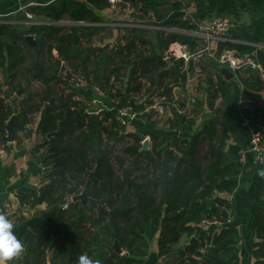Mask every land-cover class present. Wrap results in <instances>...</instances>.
Masks as SVG:
<instances>
[{
	"label": "trees",
	"instance_id": "1",
	"mask_svg": "<svg viewBox=\"0 0 264 264\" xmlns=\"http://www.w3.org/2000/svg\"><path fill=\"white\" fill-rule=\"evenodd\" d=\"M41 5L27 9L36 18L49 21L70 20L97 22L101 21L100 10L107 7L106 0H45ZM166 0H131L132 5L150 10L154 3ZM204 6L208 15L226 16L232 21L252 9L259 10L264 0H195ZM179 2L171 5L173 14L167 21L169 25L182 28H194L185 16ZM52 29V30H50ZM60 27L49 25L31 26L26 31L11 24H0V67L5 72L28 62V71L32 79H39L43 86L42 96L34 95L20 84L12 90L26 93L21 101L24 109L16 110L15 121L25 122L27 113L32 111L31 102L35 98L36 106L41 111L37 131L42 137L39 148L42 164V178L37 187H23L16 191L21 205L34 208L45 204L46 210L35 214L32 223L24 224L25 218H16L20 228L15 231L23 243V252L10 264H79L80 257L87 256L91 264H146L150 242L157 238V257L165 259L162 264H240V245L242 236L232 223L216 228H200L203 216L216 215L225 219L231 214V205L227 196L238 187L240 176L250 179L247 195L252 203L250 216L253 223V241L249 246L252 264H264V170L256 171V162L248 158L240 162V147L228 145L225 149L226 131L217 130L221 123L214 116L204 123L207 138V152L199 159V132L190 134L194 121L182 117L181 131L186 136L174 141L173 146L167 137L150 129L125 132L115 120L117 109L131 105L140 111L141 104L135 99L122 95L114 103L113 109H103L98 113H85L79 101L73 100L75 94L91 99L86 91L71 90L57 98L52 97L47 68L37 50L25 42L24 34L34 33L35 40L44 36L54 39L58 49L67 61L74 65V59L80 61L82 68L87 60L86 47H91L96 27H73L67 35H58ZM54 30V31H53ZM188 44L193 50L204 46L203 39L178 33L154 35L149 55H136L145 66V74L150 75V86L163 88L159 94L165 97L173 86L184 85L185 73H179L183 61L175 63L166 70V62L157 54V49L168 47L171 42ZM37 42V40H36ZM144 43V41H142ZM131 43H128L130 46ZM52 45L47 46V54ZM25 48V52L21 51ZM235 50L244 55L252 50L249 46L217 43V57L223 50ZM121 54V52H120ZM122 62L127 67L131 60ZM102 61L94 62V70L100 69ZM47 64V63H46ZM76 65V64H75ZM120 68L115 65L110 72ZM190 69V68H189ZM8 73V72H7ZM98 76V73H96ZM257 77L247 75L242 80L246 95L255 100ZM205 88L213 109L215 99L220 96L221 104L229 98L230 86L219 77L206 79ZM165 86L163 87L162 86ZM140 84L137 85V89ZM10 92V93H11ZM112 99V98H111ZM258 104L247 109L246 114L254 118L253 122L264 121V109ZM182 108L184 104L181 102ZM71 107H74L71 110ZM13 108L6 106L0 99V134H5V123L13 115ZM215 113L220 111L216 108ZM140 118H149L148 113L139 114ZM123 132L119 134L120 131ZM52 133L50 137L48 134ZM128 136L132 145L123 152L133 157L130 166H124L121 158L116 162L121 175L116 176L110 163V150L106 141ZM149 136L146 148L142 140ZM144 163L142 173L134 175L138 165ZM249 168V169H248ZM248 169V170H246ZM89 172H92V185L89 195L101 204L72 202L71 198L81 192ZM66 205L64 208L63 205ZM96 207L97 215L92 214ZM114 240L118 242L122 253L113 250ZM161 264V263H158Z\"/></svg>",
	"mask_w": 264,
	"mask_h": 264
},
{
	"label": "crops",
	"instance_id": "2",
	"mask_svg": "<svg viewBox=\"0 0 264 264\" xmlns=\"http://www.w3.org/2000/svg\"><path fill=\"white\" fill-rule=\"evenodd\" d=\"M28 1L29 0H0V11L2 12L12 10L14 8H17L18 5L24 4ZM140 6H133L134 8L142 10L143 12L138 16L139 19L156 23L159 26L167 29L176 28L180 30V32L143 29L133 30L132 36L134 38H138L140 40V43L144 41V43L142 44L149 49V52H151V44L147 41H152L153 43V37L156 33H158L159 35H166L168 33L187 34L182 32L193 31L197 28L198 24L213 18L212 15H208L206 13L203 5L195 2V5L191 9L189 8L188 11L183 10L185 13L187 12V15L185 16H187V18L194 25V28L185 29L180 27L179 25H169L167 23V18L160 19L162 18V16L158 14L154 17V15L150 12L151 10L142 9ZM172 14L173 12L170 13V16ZM29 28L30 27L26 26L23 31H26ZM31 35L35 39V34L32 33ZM45 37L49 38L48 36H44L43 38ZM218 42H229L232 44H241L251 47L252 50L244 55H240L233 49L231 50L235 51L236 54L240 57H248L254 62H257L264 71V5L257 11L248 9L240 16L239 20L232 21V25L227 34V41L216 42L211 40L208 44L205 43L204 46L194 48L193 50L189 47L188 44H186L191 52L197 51L198 54L194 56V58L187 65L183 64V66L180 67L179 73L186 74L184 85L173 86L170 91V95L168 94L165 97L166 100L161 102L160 108H158L157 111L152 110L150 112L154 113V115H158L162 113L164 114L167 110H169V115L173 116L172 120L166 122L168 125H164L162 127V130H156L154 128V124L151 122H148L150 126L144 127L145 130L150 129L152 131L163 133L164 136L170 139L169 144L173 146L175 140L180 137L186 136L185 133L181 131L182 117L185 116L186 119H192L194 121V124L191 127L190 134L196 132L200 133L198 137L197 154V157L199 159L204 157L207 152L208 145L206 134L204 131V123L207 120L214 116L219 117L221 123L217 125V130L218 132H220L222 129L226 131V138L224 141L225 149L228 145H237L240 147V151L242 153V151L248 145L251 130L255 125V122H253L254 118L248 116L246 114V110L255 108L258 104H260L259 106L264 109V74L260 72L259 69H253L248 66L235 71L230 68L231 73H233V77L229 80H226L219 73V67H222V65H219L215 59L217 56ZM206 46H208V49H205ZM91 47L88 46L86 47V49H92ZM164 50L165 48L157 49V54L161 56V59H163L162 56ZM21 51L25 52V48H23V50L21 49ZM226 51L229 50H223L221 53ZM99 52H102V50L99 49ZM122 58L123 56L119 53L117 68L120 69L116 71L117 77L119 79H121L122 77V67L123 65H126L121 61ZM169 60L171 64H168L167 61H165L166 70L172 68L175 63H178L180 61L173 58H170ZM120 63H122L123 65H120ZM46 65H48L49 67H46ZM52 66L53 65L51 63L45 64V67L49 68L50 70ZM16 68L17 66L15 67V69L7 71L8 73H10L8 74L1 67V69L3 70V74L0 73V77L2 78V82L0 83V99L6 106L9 105L11 108H13L14 115L16 114V110H19V112H21L22 109H24L21 101L26 95V93L24 92L20 94L19 90H12V92L10 91L11 88L16 86L18 83H14V78H17L18 72V70L16 71ZM53 74L50 73L48 75L52 76ZM249 74H253L257 77L255 93L256 95L259 94L260 98L257 101L256 105H253V99H250L246 95V88L242 83V80L247 78V75ZM208 76H212L214 81H216L220 77L225 80L230 86L228 101L221 104L222 99L220 98V100H218V96L215 99L213 109L210 107V98L205 90V88L208 87V81L206 80ZM149 77L150 75L148 76V78ZM11 82H13V84H11ZM126 84L128 83L126 82L125 85ZM181 102L184 104L182 108L179 106ZM35 104L36 102L34 98L31 102L32 111L27 113V119L25 122L19 123L20 118H18V120L16 121L14 118L12 141H7L5 139V136L7 134L6 131L4 132L5 134H0V214L9 217L13 221L15 225L14 231H17L20 228V226L18 225L19 223L16 222L17 217L23 216L25 218L24 224H29L37 219L35 217V214H38L40 211L46 210L45 204L38 205L34 208L26 205H21L15 195L16 191L20 188L37 187L42 178L43 167L40 160V154L43 149L38 147L41 143L42 137L37 131V124L41 117V111ZM242 105L245 107L242 108ZM216 108H220V111L217 113H215L214 111ZM136 125L141 126L143 124L136 123ZM144 139H147L149 144V136H146ZM203 144L205 146V152L204 155L199 157V147ZM248 158L251 157L248 156L244 160H242L240 157L239 160L240 162H245ZM254 169L259 172L263 170L262 167L257 163ZM239 182L240 183L238 187L233 191L232 194L227 196V199L229 200V203L231 205L230 210L233 216L231 223L239 229L242 236L240 245V264H247L245 260L246 254L249 257V264H252L253 260L249 255V246L254 238L252 230L253 223L250 216L252 203L247 195V189L249 187L250 179L240 176ZM157 251V238H154L150 242L149 252L145 257L146 264L163 263L165 259H162L163 257H157Z\"/></svg>",
	"mask_w": 264,
	"mask_h": 264
},
{
	"label": "built area",
	"instance_id": "3",
	"mask_svg": "<svg viewBox=\"0 0 264 264\" xmlns=\"http://www.w3.org/2000/svg\"><path fill=\"white\" fill-rule=\"evenodd\" d=\"M107 7L104 10H100L99 14L101 16V21L97 22H84V21H70V20H58L49 21L36 18L32 13L27 11L31 6H38L41 3L29 0L28 2L18 5L9 11H0V24H11L13 27H22L26 25L28 27L37 25H49V26H64L69 25L71 29L73 27L90 26L96 27L97 32L93 35L92 41H94L95 36L98 31L104 35V32H114L116 42L109 45V35L107 36V42L102 44L99 50L95 51L97 46L94 47L92 58V63L90 69L84 71L82 66H74L69 63L60 53L58 47L52 46L49 51V63L56 67L54 69V76L51 77V84H58L63 90L62 94H66L71 90L76 91H86L91 90L92 98L87 100L84 96L80 94H75L73 100L79 101L80 105L83 107L85 113H98L103 109H113L111 105H103V107H95L98 102V95L100 94V87L93 84L95 80L99 84L103 82L109 85V96L107 98H112V103L117 100L119 96H115L119 91L126 97L137 100L136 104H141L142 109L140 111L134 110L131 105L123 106L117 109L115 120L120 126H127L130 122L138 118L139 114L150 113L153 109L157 111L160 108L161 102L165 101L164 95L159 94L162 88L151 87L148 75L145 74V66L140 60L134 59L136 55L142 54L143 56L149 54V49L140 43L138 38L132 36V31L135 29L143 30H158V31H169V32H180V30L173 28L167 29L159 26L156 23L141 20L138 18L143 12L142 10L133 7L131 0H106ZM10 15H15V19L10 20L8 17ZM232 25V20L226 16H214L213 18L204 21L197 25V28L193 31H186L182 33H187L192 36L203 39L207 44L213 41H227V34ZM71 32V30H69ZM131 43L128 46V43ZM23 50V48H21ZM208 49V46L205 47ZM127 58L130 64L127 67H122V77L119 79L116 72H110V70L117 65L118 54ZM147 52V54H143ZM96 53V54H94ZM198 54L197 51H190L185 43L179 41L171 42L168 47L163 52V60L173 58L175 60L183 61V64L187 65L193 58ZM97 60H94V58ZM219 65L227 66L235 71L242 69L246 66L253 69H259L260 72L264 74V71L257 62H254L248 57H240L235 51L229 50L223 52L219 57L215 58ZM47 61V60H46ZM95 61H102L100 63V69L96 71L98 76L93 75L94 71L92 66ZM87 66V65H86ZM92 75V76H90ZM124 78V79H123ZM39 80V79H38ZM2 78L0 77V83ZM122 82H127L125 86ZM121 84V85H120ZM140 87L137 89V85ZM105 88V87H104ZM102 92V90H101ZM137 95H141L138 97ZM114 98V100H113ZM141 98V100H140ZM220 96L218 100H220ZM93 105V107H92ZM245 106L242 105V108ZM74 107H71L73 110ZM143 142V140H142ZM248 156L252 158L254 162L262 167L264 170V121L257 122L253 126L247 147L241 153V159L244 160ZM65 208L66 205L64 204ZM232 214H228L225 219L219 218L216 215L203 216L199 222L200 228H209L214 226L220 228L227 226L232 222Z\"/></svg>",
	"mask_w": 264,
	"mask_h": 264
},
{
	"label": "rangeland",
	"instance_id": "4",
	"mask_svg": "<svg viewBox=\"0 0 264 264\" xmlns=\"http://www.w3.org/2000/svg\"><path fill=\"white\" fill-rule=\"evenodd\" d=\"M39 1H45V0H39ZM176 2H179L181 4V7L184 8L183 10H185V11L186 10L188 11L189 8L191 9L195 5V0H166L163 3H154V6L150 9L151 10L150 12L154 15V17H155V15L157 16V14H158V15L162 16V18H160V17H158V18H160V19L167 18V20H169L170 13L172 12L171 11V5L173 3H176ZM140 5L143 6L145 4L141 3ZM184 14L187 15V12L186 13L184 12ZM5 18L13 20V19H15V15H10V16L5 17ZM25 27H26V25H23L22 27H16V28L20 30V29H24ZM69 30H72L71 26L64 25V26H60V29H58L57 32L60 35H67L68 33H70ZM106 35L107 36L109 35V38H110L109 45L114 44L116 42V39H115L116 35L114 34V32L108 33L107 31H105L104 35L102 36V33L98 31L97 35L94 38V41H92V44H91L92 49L86 55V57L88 58L84 63L86 70L90 69V67H88V66L91 65L92 58L94 57L93 46H95V45L97 46L95 51L99 50V48L102 46V44H105L107 42V36ZM36 40H37V50L39 52V55L41 56L44 63H45V60H47L46 63L48 64L50 56L47 54V46L50 44V45H53L55 47H58V43L56 40L50 39L47 37L43 38V41H42L40 36H38L36 38ZM153 40H154V37H153ZM94 54H96V53H94ZM143 54H147V52H144ZM97 58L98 57L94 58V60H97ZM126 60H128V59H126ZM28 62H29V60H27L26 63L20 64L17 66V68H16V71L18 70L17 78L16 77L14 78V83L18 82L22 87L26 88L28 90V92H30L34 95L42 96L43 92H44V86L40 80L31 78L30 72L28 71V67H29ZM73 63H74V66H78V67L82 66L80 64V61L77 59H74ZM46 67H49V66L46 65ZM93 67H94V64H93L92 68ZM47 69L48 70H47L46 74H50V73L53 74L54 69H56V67L52 66L51 70L49 68H47ZM0 73L3 74V70L1 69V67H0ZM93 73H94L93 75H95L96 71H94ZM8 74H10V73H8ZM90 76H92V75H90ZM91 80L93 81L94 85H97L100 87V94L97 97L98 102L96 103L95 107L99 108V107H103L104 104L105 105H107L108 103L111 104L112 99L107 98L109 96L108 90H109L110 84L109 83L104 84L103 82H101L99 84L98 82L93 80V78ZM125 83L126 82H122L121 84L125 86ZM11 84H13V82H11ZM50 88H51L53 98H57L58 96L62 95V93H63V90L61 89V87L57 83L56 84L50 83ZM101 90H102V92H101ZM137 96L141 97V95H137ZM91 98H92V96H91ZM141 98H140V100H141ZM92 107H93V105H92ZM149 114H150L149 118L144 119V118L138 117L134 121L130 122L129 125L125 126V128H123V130L125 132H129V131L141 132V131L145 130L144 127L150 126L148 122L153 123L154 128L156 130H162V127L164 125H168L166 122L172 120V118H173L172 115L171 116L169 115L170 114L169 110H167L164 114L163 113L158 114V115H154V113H149ZM136 123L143 124V125H141V126L136 125ZM123 130L120 131L119 134H121L123 132ZM169 140L170 139H168L167 141L169 142ZM41 141H42V139H41ZM105 143H107L108 146H111L110 147L111 150L109 153L110 163L114 169L115 175L120 176L121 175V169L119 168V164L116 162L115 159H116V157L121 158L124 162V164H123L124 166H130L132 164L133 157L131 155H129L128 153L125 154L123 152V150L126 147L132 145V140L130 137L124 136V137H120L119 139H115V138H114V140L110 139V140L106 141ZM204 152H205V146L203 144L199 147V155L198 156L201 157L202 155H204ZM143 167H144V163H141L140 165H138V169L136 171H134V175L141 174L142 173L141 169ZM92 214L97 215L96 207L92 208ZM248 258L249 257L246 254L245 260H246L247 264H249Z\"/></svg>",
	"mask_w": 264,
	"mask_h": 264
},
{
	"label": "water",
	"instance_id": "5",
	"mask_svg": "<svg viewBox=\"0 0 264 264\" xmlns=\"http://www.w3.org/2000/svg\"><path fill=\"white\" fill-rule=\"evenodd\" d=\"M24 39L25 42L30 46V48H34L36 45V40L34 39V37L31 34H25L24 35ZM168 64H171L170 60L167 59L166 60ZM219 73L220 75H222L226 80H229L233 77V73H231V71L229 70V68L227 66H222L219 67ZM87 93L89 95H91V90H87ZM260 96L259 94L256 96V99L252 101L253 105H256L257 101L259 100ZM13 126H14V114L9 118V120L5 123V131H6V136L5 139L7 141H12L13 140ZM52 135V133L48 134V137H50ZM143 147L146 148L148 145V140L144 139L143 142ZM91 174L92 172H89L88 176H87V180L85 182V185L83 187V189L81 190V192H79L78 194L74 195L71 198L72 202H76L79 201L81 202V204H85L86 202H89L90 204L93 203H97L99 206H101L100 202L98 200L93 199L90 195H89V191L92 185V179H91ZM112 248L114 251H116L117 253H122V249L119 247L118 242L116 240H114Z\"/></svg>",
	"mask_w": 264,
	"mask_h": 264
},
{
	"label": "clouds",
	"instance_id": "6",
	"mask_svg": "<svg viewBox=\"0 0 264 264\" xmlns=\"http://www.w3.org/2000/svg\"><path fill=\"white\" fill-rule=\"evenodd\" d=\"M14 228L13 221L0 214V264H10L24 250L23 243L18 239ZM79 264H91L90 258L80 257Z\"/></svg>",
	"mask_w": 264,
	"mask_h": 264
}]
</instances>
